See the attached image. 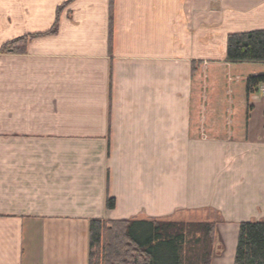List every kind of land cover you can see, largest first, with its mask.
I'll return each mask as SVG.
<instances>
[{
    "label": "crops",
    "instance_id": "crops-1",
    "mask_svg": "<svg viewBox=\"0 0 264 264\" xmlns=\"http://www.w3.org/2000/svg\"><path fill=\"white\" fill-rule=\"evenodd\" d=\"M65 2L0 0V46ZM258 30L264 0H74L0 55V264H87L90 220L178 214L234 264L239 224L264 221V95L246 142L191 140L190 71Z\"/></svg>",
    "mask_w": 264,
    "mask_h": 264
},
{
    "label": "trees",
    "instance_id": "trees-1",
    "mask_svg": "<svg viewBox=\"0 0 264 264\" xmlns=\"http://www.w3.org/2000/svg\"><path fill=\"white\" fill-rule=\"evenodd\" d=\"M72 1L57 8L48 31L6 42L0 55L23 54L31 40L55 35L59 17ZM262 85L264 30L228 35L225 61L191 63L189 138L246 142L253 111L250 97ZM104 207L114 210V199L107 197ZM215 224L192 218L92 219L87 264H211ZM233 262L264 264V221L239 224Z\"/></svg>",
    "mask_w": 264,
    "mask_h": 264
},
{
    "label": "rangeland",
    "instance_id": "rangeland-1",
    "mask_svg": "<svg viewBox=\"0 0 264 264\" xmlns=\"http://www.w3.org/2000/svg\"><path fill=\"white\" fill-rule=\"evenodd\" d=\"M262 95H264V85L259 86L258 89H257V91H256V93L253 94V95H251V97H250V103H251V105H252L253 102H256L257 100H259L260 96H262ZM252 106H253V105H252ZM252 112H253V111H252ZM252 112H251V113H252ZM253 122H254V119L252 120V124H253ZM175 216H176V217H174L173 219H176V220H181V219H183V217H184V216H182V215H180V214L175 215ZM181 216H182V217H181ZM185 217H187V216H185ZM184 219H186V218H184Z\"/></svg>",
    "mask_w": 264,
    "mask_h": 264
}]
</instances>
